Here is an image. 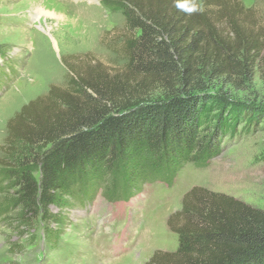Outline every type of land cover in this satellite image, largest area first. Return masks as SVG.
Wrapping results in <instances>:
<instances>
[{"label": "trees", "instance_id": "trees-1", "mask_svg": "<svg viewBox=\"0 0 264 264\" xmlns=\"http://www.w3.org/2000/svg\"><path fill=\"white\" fill-rule=\"evenodd\" d=\"M102 2L125 18L124 71L72 76L47 105L26 106L0 163L5 211L18 226L40 219L49 242L99 194L130 200L206 167L240 111L233 90L264 79V25L242 0ZM167 223L178 247L145 264H264V209L239 198L194 186Z\"/></svg>", "mask_w": 264, "mask_h": 264}, {"label": "rangeland", "instance_id": "rangeland-1", "mask_svg": "<svg viewBox=\"0 0 264 264\" xmlns=\"http://www.w3.org/2000/svg\"><path fill=\"white\" fill-rule=\"evenodd\" d=\"M264 25V0H242ZM47 12V13H44ZM125 18L102 0H0V163L9 126L26 106L47 105L71 77L123 72ZM217 82L210 86L216 91ZM240 109L220 154L203 168L180 170L174 184L155 181L130 200L99 194L89 208L67 211L59 240L43 222L18 226L0 190V264H145L155 250L173 251L178 236L168 218L194 186L225 193L264 209V79L257 72L233 90Z\"/></svg>", "mask_w": 264, "mask_h": 264}, {"label": "snow or ice", "instance_id": "snow-or-ice-1", "mask_svg": "<svg viewBox=\"0 0 264 264\" xmlns=\"http://www.w3.org/2000/svg\"><path fill=\"white\" fill-rule=\"evenodd\" d=\"M180 7H184V5L183 4H181V5H179Z\"/></svg>", "mask_w": 264, "mask_h": 264}, {"label": "bare ground", "instance_id": "bare-ground-1", "mask_svg": "<svg viewBox=\"0 0 264 264\" xmlns=\"http://www.w3.org/2000/svg\"><path fill=\"white\" fill-rule=\"evenodd\" d=\"M44 13H47V12H44ZM48 14V13H47Z\"/></svg>", "mask_w": 264, "mask_h": 264}]
</instances>
